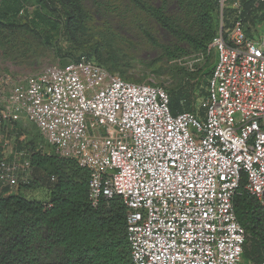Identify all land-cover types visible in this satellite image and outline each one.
Segmentation results:
<instances>
[{
    "label": "built area",
    "instance_id": "1",
    "mask_svg": "<svg viewBox=\"0 0 264 264\" xmlns=\"http://www.w3.org/2000/svg\"><path fill=\"white\" fill-rule=\"evenodd\" d=\"M218 35L200 113L177 116L166 90L111 74L83 56L12 85L0 84V181L31 176V155L1 137L36 127L57 155L90 171L89 198L127 206L132 264H252L234 200L264 207V0L252 23L242 0H219ZM236 19L224 29V10ZM24 11H22L23 13ZM54 180V178H53Z\"/></svg>",
    "mask_w": 264,
    "mask_h": 264
},
{
    "label": "trees",
    "instance_id": "2",
    "mask_svg": "<svg viewBox=\"0 0 264 264\" xmlns=\"http://www.w3.org/2000/svg\"><path fill=\"white\" fill-rule=\"evenodd\" d=\"M48 1L54 5L52 12L64 18V32L69 37L77 38L79 34L89 31L90 9L87 7V0ZM130 1L165 30L184 37L196 51L204 52L203 54L218 35L221 16L219 0H155L162 2L163 7L147 4L144 0ZM15 2H2L0 27L16 28L15 25H19L17 17L21 13L19 19L24 18L31 24H44L57 29L50 17L40 11L30 16L21 1ZM256 2L257 0H242V18L252 23L258 18L254 9ZM174 8L181 9L193 19L191 32L179 30L171 21L168 14ZM235 19L233 9L224 10V29H230ZM260 20H264V15ZM144 34L150 42L155 43L149 32L144 31ZM102 50L106 52V56L99 57V60L80 55L69 63L86 56L110 72L109 67L116 68L119 57L112 45ZM99 51L98 49L96 52L99 56L104 53ZM211 58L214 55L207 57ZM213 68L214 61L206 73L208 77L205 89L198 80L177 93L167 91L173 115L185 112L204 115L200 105L196 108L191 100L197 98V93H200L201 100L206 98ZM14 126L21 128L22 125ZM30 155L32 176L37 181L35 187L46 189L50 198L48 202L28 200L10 194L9 189H5V194L0 196V264H132L131 246L127 237L129 210L122 199H103L94 207L89 198V170L80 167L75 160L64 159L59 155ZM234 205L238 220L247 233L244 260L252 264H264V207L245 191L244 186L237 193Z\"/></svg>",
    "mask_w": 264,
    "mask_h": 264
},
{
    "label": "rangeland",
    "instance_id": "3",
    "mask_svg": "<svg viewBox=\"0 0 264 264\" xmlns=\"http://www.w3.org/2000/svg\"><path fill=\"white\" fill-rule=\"evenodd\" d=\"M14 4L21 1L30 16L36 11L42 12L55 23L57 29L44 24H31L20 18L16 28L0 27V84L12 85L26 77L39 73L50 66H62L80 55L99 60L106 56L102 48L112 45L119 57L117 67L110 73L125 80L139 84H153L168 92H179L198 80L206 88L207 72L214 58H203L204 52L196 51L184 37L170 33L156 20L142 10L137 9L130 0H87L90 9L89 31L71 38L65 34V20L52 12L54 5L48 0H0ZM98 1V2H97ZM147 4L163 7L162 2L144 0ZM179 30H193V19L179 8L168 14ZM13 19L15 17L11 16ZM10 17V18H11ZM22 17V16H21ZM149 32L155 43L145 36ZM101 55H97L98 49ZM97 49V50H96ZM195 107L200 105V93H197ZM1 137L8 142L7 155L14 151L28 154L40 153L43 156H57L55 149L47 144L36 127L9 126ZM33 176L20 174L14 187L0 181V196L9 189L10 194L19 195L28 200L48 202L49 192L40 187ZM34 188H30V187Z\"/></svg>",
    "mask_w": 264,
    "mask_h": 264
}]
</instances>
